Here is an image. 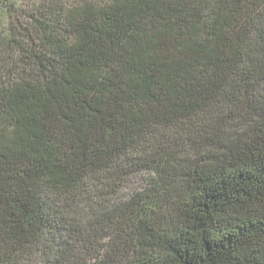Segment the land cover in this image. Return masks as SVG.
<instances>
[{
	"label": "trees",
	"instance_id": "obj_1",
	"mask_svg": "<svg viewBox=\"0 0 264 264\" xmlns=\"http://www.w3.org/2000/svg\"><path fill=\"white\" fill-rule=\"evenodd\" d=\"M0 264H264V0H0Z\"/></svg>",
	"mask_w": 264,
	"mask_h": 264
},
{
	"label": "rangeland",
	"instance_id": "obj_2",
	"mask_svg": "<svg viewBox=\"0 0 264 264\" xmlns=\"http://www.w3.org/2000/svg\"><path fill=\"white\" fill-rule=\"evenodd\" d=\"M144 176L143 175H135L131 177L128 186L125 189V193H128L132 190L140 189L144 186Z\"/></svg>",
	"mask_w": 264,
	"mask_h": 264
}]
</instances>
